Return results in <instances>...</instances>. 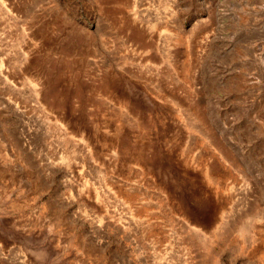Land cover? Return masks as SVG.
Returning a JSON list of instances; mask_svg holds the SVG:
<instances>
[{
    "label": "rangeland",
    "instance_id": "1",
    "mask_svg": "<svg viewBox=\"0 0 264 264\" xmlns=\"http://www.w3.org/2000/svg\"><path fill=\"white\" fill-rule=\"evenodd\" d=\"M0 264H264V0H0Z\"/></svg>",
    "mask_w": 264,
    "mask_h": 264
},
{
    "label": "bare ground",
    "instance_id": "2",
    "mask_svg": "<svg viewBox=\"0 0 264 264\" xmlns=\"http://www.w3.org/2000/svg\"><path fill=\"white\" fill-rule=\"evenodd\" d=\"M151 1V0H150ZM139 3V2H138ZM143 10V9H142ZM139 15V14H138ZM150 19V18H149Z\"/></svg>",
    "mask_w": 264,
    "mask_h": 264
}]
</instances>
